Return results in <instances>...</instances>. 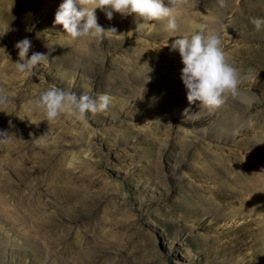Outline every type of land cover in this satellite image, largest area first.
Listing matches in <instances>:
<instances>
[{
    "label": "rangeland",
    "instance_id": "rangeland-1",
    "mask_svg": "<svg viewBox=\"0 0 264 264\" xmlns=\"http://www.w3.org/2000/svg\"><path fill=\"white\" fill-rule=\"evenodd\" d=\"M63 2L0 0V264H264V0L178 5L175 32L97 9L102 43L54 23ZM197 26L242 77L216 109L189 104L171 50ZM25 37L48 56L31 74ZM53 84L112 102L48 122L29 102Z\"/></svg>",
    "mask_w": 264,
    "mask_h": 264
},
{
    "label": "clouds",
    "instance_id": "clouds-1",
    "mask_svg": "<svg viewBox=\"0 0 264 264\" xmlns=\"http://www.w3.org/2000/svg\"><path fill=\"white\" fill-rule=\"evenodd\" d=\"M196 3L197 0H167V3L166 0H64L55 14L54 23L62 25L64 33L72 39L84 37L102 43L110 34H118V30L116 27L105 29L101 26L96 15L97 9L104 11L108 20L113 19L114 13L122 16L136 14L144 21L137 24V30L149 22L166 19L167 30L175 32L177 6H195ZM221 5L223 6V0ZM251 23L256 31L264 28V18L253 17ZM30 29L26 31H32ZM37 36L39 38V34ZM177 36L179 38L171 44V50L179 51L184 65L181 79L187 89L189 104L199 101L208 109L219 108L224 103V94L235 92L242 79L238 69L228 62L219 33L205 32L203 26H197L192 34ZM15 47L18 49L19 60L14 64L16 70L22 74H31L38 65L46 64L48 61V56L39 52H33L29 58L32 42L28 37L18 41ZM12 95L14 93L0 88V106H5ZM111 102L112 97L107 93L96 97L87 92L77 95L53 84L41 91L38 99L30 101L29 104L42 110L47 121L50 122L62 114L78 120L84 119L88 113L97 114L106 111ZM6 134L0 132V136L6 137ZM47 134L38 138L37 143H40Z\"/></svg>",
    "mask_w": 264,
    "mask_h": 264
}]
</instances>
